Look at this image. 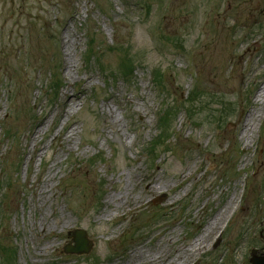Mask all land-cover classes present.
<instances>
[{"label":"rangeland","instance_id":"rangeland-1","mask_svg":"<svg viewBox=\"0 0 264 264\" xmlns=\"http://www.w3.org/2000/svg\"><path fill=\"white\" fill-rule=\"evenodd\" d=\"M126 53L138 64L122 78ZM263 88L264 0H0V256L144 264L203 240L187 264H251L264 255ZM152 177L165 188L146 195ZM122 190L143 203L109 217ZM77 230L89 255L65 254Z\"/></svg>","mask_w":264,"mask_h":264},{"label":"bare ground","instance_id":"bare-ground-1","mask_svg":"<svg viewBox=\"0 0 264 264\" xmlns=\"http://www.w3.org/2000/svg\"><path fill=\"white\" fill-rule=\"evenodd\" d=\"M64 44L66 46V45H68V42H64ZM263 91H264V88H263ZM263 95H260L259 97H261V96L263 97ZM252 127L253 126L249 123V126L245 131L246 136H248ZM62 139H67V136H62ZM181 178H184V176H181ZM156 186L160 187L159 190H155ZM143 188H144L145 194L147 195V194L153 193L155 191H162V190H164L165 186H164V184L160 183L158 181V179H156L155 177H152V178L145 180ZM37 191H38V194H39L41 200L46 199L47 195L50 193V188L48 187L47 182H45L41 187H39L37 189ZM145 194L143 193L144 196H145ZM143 195L133 196L131 194H128V192L126 190H122L117 195L109 197V203L111 202V204L114 206V210H115V212L110 214L109 217L117 216L119 210H124L125 208H129V207L135 208V207L141 205L143 203ZM45 205H46V203H45V201H43L42 207H45ZM217 220L218 219H215L213 221V223H211L210 227L213 226L211 228L212 233L214 232L215 228L217 227L216 225H214ZM41 224H42L41 225L42 232H44L47 235L49 227H48V224H47L44 217H43V221ZM68 224H69V222H61V221L58 222V225L60 227L62 226L63 228L66 227V225H68ZM205 232L207 234L209 231L206 230ZM205 245H206V242H203V240H200L199 242H197V244L195 246H192L189 250L187 249V247L179 249L175 258L172 261L168 260L167 257L165 256V261H164V258H159L158 261L144 260L143 263L144 264H163V263L167 262V264H187L188 259L193 257L195 255V252H199V251L203 250ZM51 247L52 246L50 244L49 245L47 244V245L43 246L42 250H47L48 248H51ZM134 256L138 257V258L143 257V255L139 251L136 252L134 254Z\"/></svg>","mask_w":264,"mask_h":264},{"label":"trees","instance_id":"trees-1","mask_svg":"<svg viewBox=\"0 0 264 264\" xmlns=\"http://www.w3.org/2000/svg\"><path fill=\"white\" fill-rule=\"evenodd\" d=\"M139 6L140 5H143V6H146V8H147V12H149V6L146 4V2H140L139 4H138ZM68 16L67 17H69L70 15H71V13H68L67 14ZM92 43L93 42H90V44H89V48H88V53H89V57H91V58H93V57H95V56H93L92 55V51H93V49H92ZM130 56H127V53L124 55V58L123 59H121V63L119 64V66H118V70H117V73L122 77V78H127V77H129L130 76V74L132 73V71H133V69L135 68V66L138 64V62H137V60H135V58H133V57H130ZM53 89H54V92H55V90L57 89L56 88V86L55 87H52ZM50 91H51V83H50ZM50 91H49V94H50ZM49 94H47V96H49ZM172 112H169V114H171ZM168 114V115H169ZM167 115V116H168ZM171 115H169L168 117H166V118H164V119H162L161 120V118H160V120H159V122H160V124L161 125H163V123H164V128H163V133L164 134H166V133H168V127H169V125L171 124V121H172V119H171ZM160 125V126H161ZM151 145L152 144H150V147L148 148V149H150L151 148ZM155 145L153 144V147H154ZM0 258H1V260L2 261H5V262H7L8 264H15V261H14V259L13 258H15V252L13 251V252H8V248H4V247H2L1 248V256H0ZM9 259V260H8Z\"/></svg>","mask_w":264,"mask_h":264},{"label":"water","instance_id":"water-1","mask_svg":"<svg viewBox=\"0 0 264 264\" xmlns=\"http://www.w3.org/2000/svg\"><path fill=\"white\" fill-rule=\"evenodd\" d=\"M73 241L76 243L75 247H67L65 249L66 254L73 255H88L91 252V246L87 240V234L85 231L78 230L74 232ZM251 264H264V255L260 257L256 256L257 252L253 251Z\"/></svg>","mask_w":264,"mask_h":264}]
</instances>
